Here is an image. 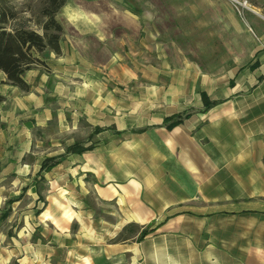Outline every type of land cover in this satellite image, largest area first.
Segmentation results:
<instances>
[{
  "label": "crops",
  "instance_id": "crops-1",
  "mask_svg": "<svg viewBox=\"0 0 264 264\" xmlns=\"http://www.w3.org/2000/svg\"><path fill=\"white\" fill-rule=\"evenodd\" d=\"M192 10L222 27L227 67L139 112L87 85L88 43L130 41V10L112 24L70 4L74 34L37 54L29 90L0 70V264H264V0ZM133 224L155 231L120 239Z\"/></svg>",
  "mask_w": 264,
  "mask_h": 264
},
{
  "label": "rangeland",
  "instance_id": "rangeland-1",
  "mask_svg": "<svg viewBox=\"0 0 264 264\" xmlns=\"http://www.w3.org/2000/svg\"><path fill=\"white\" fill-rule=\"evenodd\" d=\"M70 4H80L103 14L112 24L128 15L129 10L135 14L131 23L136 24V30L129 33L132 34L130 41L121 39L100 44L93 39L86 48L87 85L103 91L106 104L115 102L126 108L136 105L139 112L146 105L160 104L169 91L189 84L192 87V76L186 77L185 73L219 72L227 67L223 62L228 54L222 46L226 38L222 27L220 31L218 26L210 24L208 14L194 16L192 0H69V5L57 14L61 24L69 23ZM47 5V0H0L1 8L6 6L32 17L35 28L44 20L42 10ZM239 8L238 12L243 15L245 8ZM124 30L121 27L115 35L129 37ZM107 115L111 112H106ZM143 230L133 224L119 238L136 236L140 240Z\"/></svg>",
  "mask_w": 264,
  "mask_h": 264
},
{
  "label": "trees",
  "instance_id": "trees-1",
  "mask_svg": "<svg viewBox=\"0 0 264 264\" xmlns=\"http://www.w3.org/2000/svg\"><path fill=\"white\" fill-rule=\"evenodd\" d=\"M48 5L42 10L44 20L35 28L33 19L25 14H19L15 10L4 6L0 7V70L6 72L9 82L29 90V85L23 78L24 73L35 64L41 63L38 53L51 49L57 54L62 52L63 25L58 21L57 14L67 3V0H47ZM42 30V33L40 32ZM205 110L216 104L211 101L206 92H202ZM0 101L2 96L0 95ZM189 113L169 117L166 119L170 127L180 123ZM101 130L97 128L96 131ZM88 148H92L89 146ZM84 148L80 143L68 148V152H82ZM57 163L56 158L47 159L42 169L49 170ZM155 229L145 228L139 239L143 240Z\"/></svg>",
  "mask_w": 264,
  "mask_h": 264
},
{
  "label": "built area",
  "instance_id": "built-area-1",
  "mask_svg": "<svg viewBox=\"0 0 264 264\" xmlns=\"http://www.w3.org/2000/svg\"><path fill=\"white\" fill-rule=\"evenodd\" d=\"M233 2H234V4H235V6H236L238 11H241L239 6L243 7V8L249 6L248 0H233Z\"/></svg>",
  "mask_w": 264,
  "mask_h": 264
}]
</instances>
